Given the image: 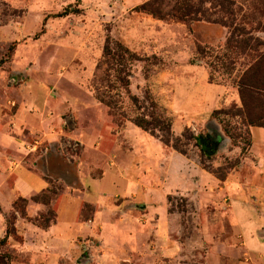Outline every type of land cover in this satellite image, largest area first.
<instances>
[{
    "label": "rangeland",
    "instance_id": "obj_1",
    "mask_svg": "<svg viewBox=\"0 0 264 264\" xmlns=\"http://www.w3.org/2000/svg\"><path fill=\"white\" fill-rule=\"evenodd\" d=\"M145 1L0 0V114H15L22 94L33 92L37 106L32 109L59 118L47 130L20 136L26 147L25 163L36 170H50L43 176L49 181L47 196L51 200L44 203L40 197L14 204L17 197L8 208L0 207L1 212L5 210V230L0 236V258L5 264L259 263L231 227L224 189L227 176L238 170L245 158L254 159L250 154L251 127L264 126V113L257 106L239 112L242 105L236 82L248 58L226 57L228 50L223 46L230 31L226 26L205 20L183 23L161 19L135 9ZM234 1L239 8L237 22L264 42V0ZM204 7L209 9L210 4ZM106 44L113 48L120 44L136 59L122 53L119 64L104 54ZM197 46L204 47L201 53ZM119 75L126 81H120ZM126 87L138 97L142 109H136L128 99ZM96 89L120 95L117 116L99 100ZM47 98L49 103H45ZM150 98L164 109L172 139L179 138L185 152L166 145L130 120L139 111L154 116L159 113ZM216 109L223 111L213 116ZM104 120L113 137L106 132ZM92 129L102 132L105 144H120L123 151L136 152V166L144 174L153 171L159 177L170 152L178 151L184 157L179 173L186 186L157 197L155 192L162 191V185L156 183L147 207L137 197L121 192L114 195L111 218L120 230L114 246H107L94 230L90 235L74 234L60 257V251L56 253L45 237L34 238L40 243L39 250L34 255L28 253L20 229L23 223L43 234L56 221L55 201L60 195L89 189L79 179L83 156L80 133ZM135 130L139 137L146 134L158 139L167 155L145 159L143 142L136 138ZM46 133L53 138L47 139ZM242 170L247 174L249 166ZM200 171L207 172L212 181L200 182ZM101 174L99 167L91 171L92 177ZM30 205L39 206L37 214L29 209L28 215ZM57 206L60 215L61 211L68 214L63 200ZM95 211L92 203L84 202L76 218L78 225L90 224ZM38 216L40 223L34 221ZM47 221L49 225L44 227Z\"/></svg>",
    "mask_w": 264,
    "mask_h": 264
},
{
    "label": "crops",
    "instance_id": "obj_2",
    "mask_svg": "<svg viewBox=\"0 0 264 264\" xmlns=\"http://www.w3.org/2000/svg\"><path fill=\"white\" fill-rule=\"evenodd\" d=\"M20 101L15 114L10 116L0 114V207L2 209L8 208L17 197L34 202L31 197L49 185L48 179L43 176V174L45 176L49 174L48 167L40 171L25 163L26 147L22 144L20 136L29 137L36 135L39 131L47 130L52 126L51 123L59 121V118H52L49 114L44 116L33 110L32 108L37 106L33 92L23 93ZM47 102H50L48 98L45 100V103ZM217 106L218 104L215 108ZM104 127L113 137L105 120ZM250 132L252 137L250 154L254 159L245 158L239 169L227 176L224 189L227 190L229 198L227 217L231 227L240 234L245 247L258 260V264H264V231H261L264 228V127L253 126ZM138 133L140 132L136 131L135 135L143 142L141 145L145 151V159L154 157L158 160L160 156L167 155L158 139L144 133L145 136L139 137ZM45 135L47 139L53 138L50 133ZM80 135L83 156L79 160V179L81 184L88 186L89 189H84L80 194L66 191L60 195L55 201L56 221L48 230H43V234L33 225L23 223L20 229L25 237L24 250L30 254L34 255L40 247L39 241H34V238L49 239L53 244L49 243V245L55 247L56 253L60 251L58 254L60 257V254L68 248L74 234L80 232L90 235L94 230L100 233V240L107 246H114L120 232L111 218L115 205L114 195L121 192L126 197H137L144 201L147 207L152 201L153 186L156 183L162 185V191L160 189L155 192L157 197H160L162 192H170L186 186L183 175L179 173L184 157L176 150L170 152V159L168 160L167 157L166 164L162 166L161 175L158 177L153 175V171L144 174L141 168L136 166V152H125L120 144H105L101 131L92 129L81 132ZM103 165H105L104 168ZM246 165L249 166V172L244 174L242 168ZM95 167L102 169L100 177H92L91 171ZM198 175L200 182L212 181V177L207 172L200 171ZM59 200H63L66 204L68 214L61 211L60 215V209L57 206ZM84 202L92 203L96 211L94 220L80 227L76 218ZM160 208L162 211V205ZM29 209L33 215L40 210L39 206L30 205L28 215H30ZM4 211H0V236L5 230Z\"/></svg>",
    "mask_w": 264,
    "mask_h": 264
},
{
    "label": "trees",
    "instance_id": "obj_3",
    "mask_svg": "<svg viewBox=\"0 0 264 264\" xmlns=\"http://www.w3.org/2000/svg\"><path fill=\"white\" fill-rule=\"evenodd\" d=\"M209 3V9L213 10L208 13L209 9L204 7ZM212 4V5H211ZM217 9L215 11L212 8ZM138 11H144L150 13L157 18H170L175 21L186 23L188 21L205 20L207 22L220 23L229 28V35L224 42V48L228 50L226 57L230 60H234L238 56L248 58V64L243 69L239 76L236 86L240 96L241 107L239 112L248 111L250 105L257 106L260 111L264 113V42L258 40V38L252 37L248 34L247 29L243 23L237 22V13L239 8L235 5L234 0H147L135 7ZM219 14L217 15V13ZM221 14V15H220ZM118 48H113L109 44H106L104 48V54L116 58L119 64L124 58L122 53H127L131 59H136V55L131 53L126 47H122L120 44H116ZM204 47L197 46V52L201 53ZM230 64L232 61H230ZM225 69L229 68L228 64L224 65ZM212 75L210 74V78ZM120 81H126L124 76L119 75ZM99 88V87H97ZM128 99L136 106V109H142L140 101L137 96L130 94L126 87ZM96 96L100 101L105 103L110 113L115 117L119 114L117 110L120 107L121 100L114 95H106L103 91L96 89ZM151 103L159 110V113L154 116L153 114L138 112L130 117V120L142 129L149 131L151 134L158 137L166 145L172 146L174 149L185 152L180 148L178 144L179 138L172 139L170 134V119L167 116H163L164 109L154 99L150 98ZM222 109H216L213 111V116L221 113ZM264 127V126H263ZM185 132V131H184ZM186 138L187 135L182 134ZM193 138V136H192ZM197 141V138H193ZM205 144H202L201 148H205ZM50 192L49 187L41 192L33 195L32 200H37L41 197L44 203L51 200L48 198L47 193ZM18 201L27 202L26 198L19 197L14 204ZM41 216L34 218V221L40 223L38 219ZM50 221L44 224L49 225ZM0 264L5 262L0 258Z\"/></svg>",
    "mask_w": 264,
    "mask_h": 264
},
{
    "label": "water",
    "instance_id": "obj_4",
    "mask_svg": "<svg viewBox=\"0 0 264 264\" xmlns=\"http://www.w3.org/2000/svg\"><path fill=\"white\" fill-rule=\"evenodd\" d=\"M214 127L216 128V125L213 123Z\"/></svg>",
    "mask_w": 264,
    "mask_h": 264
}]
</instances>
